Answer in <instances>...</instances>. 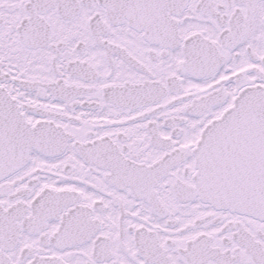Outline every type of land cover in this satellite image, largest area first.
I'll use <instances>...</instances> for the list:
<instances>
[{"label":"snow or ice","instance_id":"6c2138e0","mask_svg":"<svg viewBox=\"0 0 264 264\" xmlns=\"http://www.w3.org/2000/svg\"><path fill=\"white\" fill-rule=\"evenodd\" d=\"M0 264H264V0H0Z\"/></svg>","mask_w":264,"mask_h":264}]
</instances>
